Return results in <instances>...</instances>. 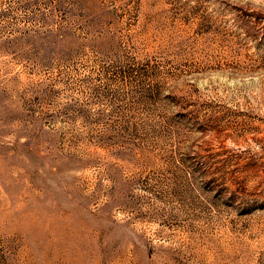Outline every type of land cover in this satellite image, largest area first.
Here are the masks:
<instances>
[{
  "label": "rangeland",
  "instance_id": "rangeland-1",
  "mask_svg": "<svg viewBox=\"0 0 264 264\" xmlns=\"http://www.w3.org/2000/svg\"><path fill=\"white\" fill-rule=\"evenodd\" d=\"M0 264H264V0H0Z\"/></svg>",
  "mask_w": 264,
  "mask_h": 264
}]
</instances>
